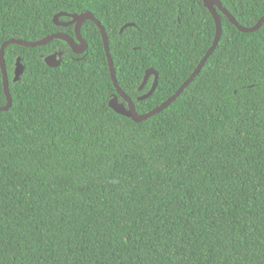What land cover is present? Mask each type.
I'll return each mask as SVG.
<instances>
[{"label":"trees","instance_id":"obj_1","mask_svg":"<svg viewBox=\"0 0 264 264\" xmlns=\"http://www.w3.org/2000/svg\"><path fill=\"white\" fill-rule=\"evenodd\" d=\"M220 2L243 27L264 16V0ZM85 12L105 28L119 87L139 114L176 93L216 35L203 0H0V48L75 38L54 17ZM221 20L200 74L140 123L109 106L117 91L93 21L82 26L84 55L58 39L6 47L0 264H264V25L242 33ZM57 52L51 68L45 58ZM18 58L25 71L14 83ZM149 69L158 86L140 101Z\"/></svg>","mask_w":264,"mask_h":264},{"label":"water","instance_id":"obj_2","mask_svg":"<svg viewBox=\"0 0 264 264\" xmlns=\"http://www.w3.org/2000/svg\"><path fill=\"white\" fill-rule=\"evenodd\" d=\"M204 6L208 9V11L211 13V15L214 18L215 25H216V35L213 41L212 46L206 53V55L203 57V59L200 61L198 64L197 68L194 70V72L191 74V76L184 82V84L176 91V93L171 96L167 101H165L163 104L160 106L156 107L154 110L146 113V114H139L136 110L135 104L133 101L122 91V89L119 87L117 77H116V71L114 69V63L113 59L110 55V48H109V38L108 35L105 31V28L102 26V24L95 18V16L90 13V12H85L82 14H68V13H59L54 17V23L57 26H68V25H74L75 26V38H72L69 35H66L64 33H56L53 35H50L42 40L35 41V42H30V41H25V40H16V39H11L6 42H4L0 48V66L2 70V75H3V87H4V93L7 98V104L3 107H0V112L3 111H8L13 103L11 93H10V86H9V79H8V73H7V68H6V63H5V49L9 45L16 44L19 46L23 47H28V48H38L47 45L49 42L58 39V40H63L69 44L71 47L72 51L76 55H84L86 51L88 50V43L87 41L82 37L81 35V30L82 26L84 25L85 22L87 21H93L97 27L99 28L102 38H103V43H104V49L106 52V56L108 59L109 63V69L111 73V78L112 82L114 84V87L117 91V95H115L111 101L109 102V106L111 109H113L116 113L125 116L127 118H131L134 122L140 123L142 121H145L151 117H153L156 114L161 113L163 110L168 108L172 103H174L177 98H179L183 91L195 80V78L200 74L201 70L205 66L207 60L209 57L214 53L215 49L217 48L222 33H223V27H222V20H221V14L225 15L229 21L242 33H253L258 31L263 25H264V16L259 20V22L250 28L243 27L241 26L235 18L229 13L227 9H225L220 2V0H203ZM61 17H67L70 18L71 20L69 22H60ZM128 24L125 26L128 27ZM124 28H122L121 31H123ZM62 56L63 53H55L53 55H49L45 58V63L51 67V68H57L58 66L61 65L62 62ZM83 56L82 58H84ZM25 71V66L23 65L22 61L20 58H18L16 62V67L14 71V80L13 82H17L20 80L21 76L24 74ZM154 76V81L152 84L151 89L149 90L148 93L144 94L138 100H145L149 98L150 96L153 95L155 92L157 86H158V78L159 75L158 73L153 70L149 69L146 71L144 80L142 85L140 86L139 90L142 91L145 86L147 85L149 79ZM119 98L123 99L124 102L127 104L125 106L124 103H121L119 101Z\"/></svg>","mask_w":264,"mask_h":264},{"label":"flooded vegetation","instance_id":"obj_3","mask_svg":"<svg viewBox=\"0 0 264 264\" xmlns=\"http://www.w3.org/2000/svg\"><path fill=\"white\" fill-rule=\"evenodd\" d=\"M57 53H60V52H57ZM57 53H56V54H57ZM54 54H55V53H54ZM51 55H53V54H51ZM152 77H153V76H152Z\"/></svg>","mask_w":264,"mask_h":264}]
</instances>
